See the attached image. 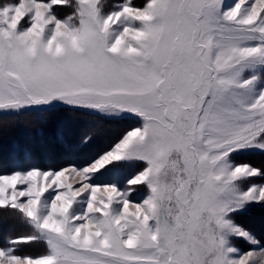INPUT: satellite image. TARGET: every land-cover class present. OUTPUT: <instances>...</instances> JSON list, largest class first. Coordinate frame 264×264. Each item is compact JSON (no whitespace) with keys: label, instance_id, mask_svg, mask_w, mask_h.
Listing matches in <instances>:
<instances>
[{"label":"rangeland","instance_id":"rangeland-1","mask_svg":"<svg viewBox=\"0 0 264 264\" xmlns=\"http://www.w3.org/2000/svg\"><path fill=\"white\" fill-rule=\"evenodd\" d=\"M112 2L0 0V115H88L82 153L0 166V264H264V0Z\"/></svg>","mask_w":264,"mask_h":264},{"label":"trees","instance_id":"trees-1","mask_svg":"<svg viewBox=\"0 0 264 264\" xmlns=\"http://www.w3.org/2000/svg\"><path fill=\"white\" fill-rule=\"evenodd\" d=\"M112 2L114 0H107ZM113 3V2H112ZM111 3V4H112ZM110 4V5H111ZM65 110V111H64ZM72 112L69 115L64 114V112ZM79 115V111H72L68 107H59L56 110H41V111H23L19 114H1L0 115V129L4 128L12 129L14 125L16 128H21L19 135L11 134L7 135L8 139L1 138L0 140V166H7V158L10 155L12 149L16 151V154L22 160L24 153H29L32 157L37 160V163L42 166H48L47 164L56 165L58 160L57 155L65 151V154L70 151L73 153H82L80 150L77 151V148L73 147L77 142L79 143L80 134L82 129H80L81 124H74L73 119ZM81 117L83 121H88V115ZM122 122V121H120ZM118 123L121 126L120 130H123L125 126L122 123ZM90 123V120H89ZM117 124V123H116ZM13 125V126H12ZM92 125V124H90ZM103 126V127H102ZM105 129V125H101ZM116 128V126H115ZM109 132L112 133L113 127ZM116 130V129H115ZM16 131V129L14 130ZM97 140L99 137H95ZM67 141V148L62 147V141ZM93 141V140H92ZM100 145V144H99ZM91 149L94 146H90ZM252 154L254 159L261 158L263 165L261 169L264 170V152L258 153H248ZM86 156H92L93 154L86 153ZM57 158V159H56ZM260 211L264 212L263 206H256L248 209L245 212H242L244 217V224L247 227H252V224H263L264 223V214H261ZM24 215L19 209L6 207L0 208V245L3 243V239L8 235H21L25 233L28 225L25 223ZM11 225L5 227V222L9 221ZM9 228V229H8ZM264 228V226H263ZM28 230V229H27ZM31 231V229H30ZM20 248L17 251H38L43 248L44 244L42 241H21ZM24 247V248H23ZM23 248V249H22ZM39 248V249H38ZM22 249V250H20Z\"/></svg>","mask_w":264,"mask_h":264},{"label":"bare ground","instance_id":"bare-ground-1","mask_svg":"<svg viewBox=\"0 0 264 264\" xmlns=\"http://www.w3.org/2000/svg\"><path fill=\"white\" fill-rule=\"evenodd\" d=\"M107 31V30H106ZM106 41V40H105Z\"/></svg>","mask_w":264,"mask_h":264}]
</instances>
